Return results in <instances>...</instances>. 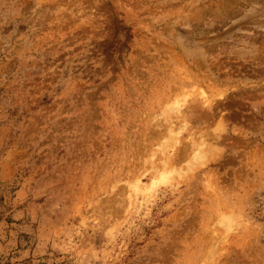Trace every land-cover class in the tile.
<instances>
[{
	"label": "rangeland",
	"instance_id": "obj_1",
	"mask_svg": "<svg viewBox=\"0 0 264 264\" xmlns=\"http://www.w3.org/2000/svg\"><path fill=\"white\" fill-rule=\"evenodd\" d=\"M0 264H264V0H0Z\"/></svg>",
	"mask_w": 264,
	"mask_h": 264
},
{
	"label": "bare ground",
	"instance_id": "obj_2",
	"mask_svg": "<svg viewBox=\"0 0 264 264\" xmlns=\"http://www.w3.org/2000/svg\"><path fill=\"white\" fill-rule=\"evenodd\" d=\"M185 101H182L181 103H184ZM180 101H175V102H172L171 104H169L167 107H166V111L164 112L165 113V115L166 116H169V114L171 113V112H173V113H177V112H179L180 111ZM179 133V132H178ZM178 133H176V134H178ZM173 139H174V137H173ZM166 153V152H165ZM197 155H199V154H197ZM196 157V156H195ZM201 159H202V156H199V158H198V160H200L201 161ZM196 160V159H195ZM171 172H172V170H171ZM169 171H168V164L166 163V161L164 162V167H163V169L162 170H160V171H157V173H156V175L155 176H153L152 177V180H151V184H154V185H156V184H159V183H164V182H166V181H168V179H169ZM171 174V173H170ZM150 184V185H151ZM224 219V218H223ZM223 222L224 223H226V222H228V224H229V222H230V218L228 217V218H225V220H223Z\"/></svg>",
	"mask_w": 264,
	"mask_h": 264
}]
</instances>
